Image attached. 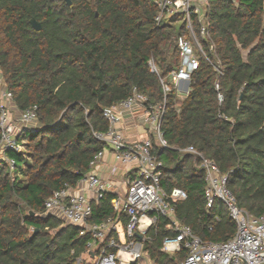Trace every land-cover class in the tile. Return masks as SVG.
I'll return each instance as SVG.
<instances>
[{
  "label": "trees",
  "instance_id": "1",
  "mask_svg": "<svg viewBox=\"0 0 264 264\" xmlns=\"http://www.w3.org/2000/svg\"><path fill=\"white\" fill-rule=\"evenodd\" d=\"M70 1L0 0L4 80L19 108L37 106L39 121L36 130L19 137L23 151H7L14 170L0 160V264H75L81 256L90 262V235L47 214L44 203L65 182L75 187L91 170L90 160L105 146L94 135L108 129L104 108L127 98L134 87L149 104L166 99L162 129L172 148L155 144L153 152L163 162V189L187 192L174 202L180 222L214 242L230 239L237 229L221 201L208 211L204 171L180 150L189 146L228 175L241 208L263 215L264 0H208L205 35L192 17L207 59L200 57L185 98H178L169 78L181 61L176 37L190 35L184 21L158 25L156 0ZM151 59L158 73L151 71ZM161 78L170 85L167 95ZM115 196L107 192L93 202L90 223L117 216L127 222L112 207ZM174 235L163 216L149 229L144 250L155 264L186 258L185 249L162 250L164 239Z\"/></svg>",
  "mask_w": 264,
  "mask_h": 264
},
{
  "label": "built area",
  "instance_id": "2",
  "mask_svg": "<svg viewBox=\"0 0 264 264\" xmlns=\"http://www.w3.org/2000/svg\"><path fill=\"white\" fill-rule=\"evenodd\" d=\"M208 0H156L158 7L155 22L168 24L186 23L189 37L178 35L177 45L181 51V61L169 75L177 86L181 82L190 84L192 74L199 68L200 57L206 54L193 26V16L201 23V34L205 35L206 6ZM182 14V19L177 16ZM207 59V58H206ZM152 72L158 73L155 62L149 60ZM165 95L171 90L170 85L161 78ZM217 91L220 84L216 83ZM189 93V92H187ZM220 102L223 95L218 94ZM148 96L134 87L131 94L107 106L103 114L108 121L106 131H94L95 137L104 143L90 160V167L97 168L103 161L106 148H110L119 165L127 167L123 183L126 191L114 192L112 207L118 214L126 215L124 224L125 239L114 225V218L99 223H90L93 215V202L102 200L107 192H112L110 181L99 173L89 171L77 185L65 182L63 187L55 190L45 201L47 214L63 220L65 224L80 226V234H89L87 243L93 260L86 262L81 256L75 264H155L144 250V241L149 229L156 226L159 217H166L175 235L164 239L163 251L176 252L185 249L186 258L180 264H264V214L254 215L241 208L235 195L228 186V175L223 174L214 159L208 158L193 146L180 149L193 155L204 171L206 188L205 197L208 211L217 200L221 201L236 222V232L228 240L214 242L202 239L193 228L179 221L174 202L188 197L187 192L175 187L167 193L161 185L163 162L154 154V145L172 148L162 129L166 112V99L163 103L149 104ZM140 110L143 122L147 124L148 133L138 139L128 138L120 122L127 112ZM39 127L37 106L21 109L15 104L13 92L8 88L0 62V160L5 161L14 170L15 161L7 156L8 150L18 152L24 145L18 141L26 130L34 131ZM118 166H112L111 172L117 175ZM132 171L136 173L133 174ZM140 234L139 238L135 235Z\"/></svg>",
  "mask_w": 264,
  "mask_h": 264
},
{
  "label": "crops",
  "instance_id": "3",
  "mask_svg": "<svg viewBox=\"0 0 264 264\" xmlns=\"http://www.w3.org/2000/svg\"><path fill=\"white\" fill-rule=\"evenodd\" d=\"M179 95L186 96L189 92V84L186 82H181L178 86ZM120 125L125 133V135L134 140L141 137H144L148 133L147 124L143 122L142 112L140 110H135L131 112L125 113L124 118L120 122ZM112 166H118L117 168V175H113L111 172ZM127 167H123L119 165L116 160L113 152L110 148H106V154L103 161L99 164L97 168H92L91 171L99 173L102 177L108 178L110 181V188H112V192H123L124 183H123V175L126 173ZM120 216H117L115 219L114 225L119 230V227L123 226L124 224L121 220ZM121 234V232H120ZM123 240V238H122ZM85 259V258H84ZM86 260V259H85ZM93 258H90L89 261H92ZM90 263V262H88Z\"/></svg>",
  "mask_w": 264,
  "mask_h": 264
},
{
  "label": "rangeland",
  "instance_id": "4",
  "mask_svg": "<svg viewBox=\"0 0 264 264\" xmlns=\"http://www.w3.org/2000/svg\"><path fill=\"white\" fill-rule=\"evenodd\" d=\"M14 175H15L14 172L11 171V176L13 177ZM20 176H21V178L23 177L22 174ZM125 191H126V186L123 188V192L122 193H124ZM119 232H121V237L125 239V229H124L123 226L122 227L121 226L119 227Z\"/></svg>",
  "mask_w": 264,
  "mask_h": 264
},
{
  "label": "water",
  "instance_id": "5",
  "mask_svg": "<svg viewBox=\"0 0 264 264\" xmlns=\"http://www.w3.org/2000/svg\"><path fill=\"white\" fill-rule=\"evenodd\" d=\"M69 4H71V1L68 0ZM32 25L37 29L40 30L41 29V24L39 22L36 21L35 18L31 19Z\"/></svg>",
  "mask_w": 264,
  "mask_h": 264
}]
</instances>
